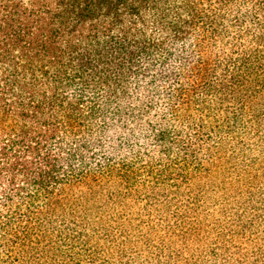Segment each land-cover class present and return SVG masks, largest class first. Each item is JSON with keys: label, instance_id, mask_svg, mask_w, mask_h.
I'll list each match as a JSON object with an SVG mask.
<instances>
[{"label": "trees", "instance_id": "obj_1", "mask_svg": "<svg viewBox=\"0 0 264 264\" xmlns=\"http://www.w3.org/2000/svg\"><path fill=\"white\" fill-rule=\"evenodd\" d=\"M262 230L264 0H0V264H264Z\"/></svg>", "mask_w": 264, "mask_h": 264}, {"label": "rangeland", "instance_id": "obj_2", "mask_svg": "<svg viewBox=\"0 0 264 264\" xmlns=\"http://www.w3.org/2000/svg\"><path fill=\"white\" fill-rule=\"evenodd\" d=\"M214 208V207H212ZM209 236V235H208ZM207 234H202L200 235V237L196 238V239H190L187 242V250L188 253L193 252L196 249H204L205 251H207V246L209 245L210 242H212L210 240V238H208ZM119 235L116 234V236L114 238H118ZM258 237L260 238L259 242H264V231H260L258 234ZM157 238L154 236H151L150 238H148L147 240L143 241V238H138L137 235H131L130 238V242H128V244L126 245V247L124 248V250L117 252L115 250H119L118 245L114 246V249H109L108 247L110 246H104V244H102V247L99 248V252L101 254L104 255H110L108 257H106L110 262L109 263H113L116 262L117 264H122V262H125L126 264H156V261L154 259V254L155 253V249L157 247V245L159 244L158 240H156ZM142 240V241H140ZM239 239H237L238 241ZM170 241V245L172 248V251H182V249L184 248H180V244L176 241V240H168ZM117 244V243H116ZM147 244H150L151 246H147ZM113 247V245L111 246ZM109 250H114V251H109ZM149 250V252H147ZM154 252L152 255L150 254V252ZM184 254L187 253L186 251L183 252Z\"/></svg>", "mask_w": 264, "mask_h": 264}]
</instances>
